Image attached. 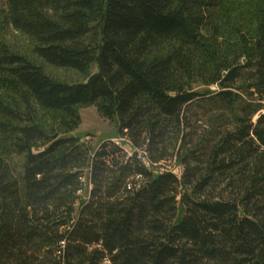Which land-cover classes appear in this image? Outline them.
I'll list each match as a JSON object with an SVG mask.
<instances>
[{
  "label": "trees",
  "instance_id": "trees-1",
  "mask_svg": "<svg viewBox=\"0 0 264 264\" xmlns=\"http://www.w3.org/2000/svg\"><path fill=\"white\" fill-rule=\"evenodd\" d=\"M3 22L86 80L0 39V264H264V0H6ZM89 105L131 152L71 134Z\"/></svg>",
  "mask_w": 264,
  "mask_h": 264
},
{
  "label": "rangeland",
  "instance_id": "rangeland-1",
  "mask_svg": "<svg viewBox=\"0 0 264 264\" xmlns=\"http://www.w3.org/2000/svg\"><path fill=\"white\" fill-rule=\"evenodd\" d=\"M6 8V0H0V39L3 40L12 50L25 55L28 59L40 64L44 70L53 78L68 82H83L86 78L75 70L63 67H56L47 64L37 58L31 51L32 43L28 36L22 34L3 22V12ZM92 74L97 72V67L94 66L91 69ZM201 87V86H199ZM210 88L214 89L215 86ZM81 122L78 128L73 130L71 134L77 135L81 138V141L89 144L91 147H96L98 143L103 139L112 138L115 142L121 144L128 152H131L129 144L118 136V127L115 120H109L99 115L96 107L93 105L85 106L79 109ZM256 116L254 117V119ZM253 119V120H254ZM41 121L46 128L53 124V120L49 116L41 117ZM25 155L15 154L12 155L8 162L15 173L22 171ZM174 167L172 170L180 176V169ZM177 169V170H176ZM88 169H85V180L87 179ZM87 183V182H86Z\"/></svg>",
  "mask_w": 264,
  "mask_h": 264
},
{
  "label": "built area",
  "instance_id": "built-area-1",
  "mask_svg": "<svg viewBox=\"0 0 264 264\" xmlns=\"http://www.w3.org/2000/svg\"><path fill=\"white\" fill-rule=\"evenodd\" d=\"M177 169H178V170L180 169V172H181V168H180V167H178ZM177 169H176V170H177Z\"/></svg>",
  "mask_w": 264,
  "mask_h": 264
}]
</instances>
